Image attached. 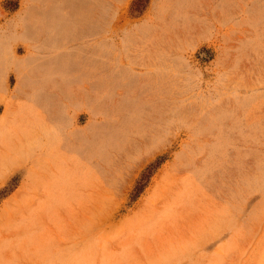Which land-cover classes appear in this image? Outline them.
Segmentation results:
<instances>
[{
    "label": "rangeland",
    "instance_id": "rangeland-1",
    "mask_svg": "<svg viewBox=\"0 0 264 264\" xmlns=\"http://www.w3.org/2000/svg\"><path fill=\"white\" fill-rule=\"evenodd\" d=\"M222 2L108 0L103 73L18 89L61 56L0 0V264H264V0Z\"/></svg>",
    "mask_w": 264,
    "mask_h": 264
},
{
    "label": "crops",
    "instance_id": "crops-1",
    "mask_svg": "<svg viewBox=\"0 0 264 264\" xmlns=\"http://www.w3.org/2000/svg\"><path fill=\"white\" fill-rule=\"evenodd\" d=\"M31 1L36 6L37 12L30 10L19 18L18 25L24 28L21 39L32 45L42 39L41 47L47 52L54 51L61 58L65 56L70 45L80 49L84 48V46H92L94 42L89 44V41L94 40L96 42L100 40V44L97 45H100L102 49L95 52L91 51V54L83 53L81 49L80 52L75 49L72 54L75 55L76 60L69 61L55 58L52 61L47 59L44 62V66H31L26 74H17L18 89L21 86L23 87L24 84L30 86L32 81H34L33 78L39 72L45 73L46 71V73H49L52 70H56L59 73V77L63 76L68 70L80 67L81 61H78L79 58L83 60L85 58L86 61L91 63H100V73H103L102 70H105L106 67L104 64L108 61L107 53L103 49L107 46L109 35L108 23L104 22L109 12L108 0ZM231 2L232 0H224V3L218 4V8L224 10V13L231 14V10H233ZM1 45L0 41V53L3 52ZM95 69H98V67H94V72L96 71ZM39 74L43 77V81L40 84L41 86L38 87L42 88L46 86L47 75ZM41 101H46V99ZM14 115L19 117L20 114L16 112Z\"/></svg>",
    "mask_w": 264,
    "mask_h": 264
},
{
    "label": "trees",
    "instance_id": "trees-1",
    "mask_svg": "<svg viewBox=\"0 0 264 264\" xmlns=\"http://www.w3.org/2000/svg\"><path fill=\"white\" fill-rule=\"evenodd\" d=\"M137 190H139V189H137Z\"/></svg>",
    "mask_w": 264,
    "mask_h": 264
}]
</instances>
